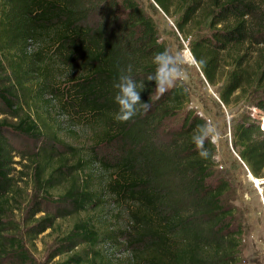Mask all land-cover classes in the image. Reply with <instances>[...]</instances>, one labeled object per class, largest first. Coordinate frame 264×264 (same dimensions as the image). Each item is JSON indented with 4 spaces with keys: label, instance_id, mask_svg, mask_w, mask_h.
<instances>
[{
    "label": "trees",
    "instance_id": "16d2710c",
    "mask_svg": "<svg viewBox=\"0 0 264 264\" xmlns=\"http://www.w3.org/2000/svg\"><path fill=\"white\" fill-rule=\"evenodd\" d=\"M153 1L189 39L205 81L222 84L221 104L237 105L246 95L240 109L248 108L232 120L231 145L254 177L264 176V131L251 116L253 109L264 111V84H259L264 80V0ZM165 49L153 18L137 0H0V264L21 251L4 218L15 209L9 205L18 195L10 170L17 151L9 134L52 140L33 111L35 101L28 100L30 85L37 99L51 95L48 102L53 98L70 118L94 128V147L115 149L113 164L105 165L107 160L91 149L69 173L63 172L67 157L57 147H42L41 160L35 154L34 177L43 194L33 199L27 232L37 236L73 217L58 238L55 255L70 253L62 264H95L96 249L117 239L112 228L103 231L88 215L104 206L107 193L133 206L131 245L140 247L133 253L136 264H245L235 185L218 170L215 145L206 144L211 155L202 160L190 142L196 126L207 120L189 107L183 81L154 98L155 82L146 80L154 71L152 57ZM128 65L137 85H145L140 96L149 108L118 123L113 84ZM64 77L61 87L58 80ZM26 107L30 113L20 115ZM94 163L113 173L102 188L88 178L82 183L77 174ZM58 188L62 207L50 211L47 198ZM102 264L119 263L106 259Z\"/></svg>",
    "mask_w": 264,
    "mask_h": 264
},
{
    "label": "rangeland",
    "instance_id": "374dc122",
    "mask_svg": "<svg viewBox=\"0 0 264 264\" xmlns=\"http://www.w3.org/2000/svg\"><path fill=\"white\" fill-rule=\"evenodd\" d=\"M137 1L153 18L158 28L160 40L166 43L170 51L189 50V39L185 40L184 36L176 29L172 17L167 16L153 0ZM256 58L254 55L250 67L255 66ZM65 80V77L58 80L61 87L66 84ZM182 81L190 94L189 107L194 108L207 122L216 125L221 133L219 142L215 144V161L218 170L235 185L233 203L238 208V215L243 227L242 253L244 263L264 264V181L258 186L253 181L254 178L257 180L264 176L251 179L248 169L233 151L231 145V128L234 125L232 120L238 118L242 109L248 108V105L245 104L240 109V105L246 102L247 97L243 95L242 100L237 105L224 107L217 94L222 84L210 86L200 73L197 64L187 69ZM259 84L263 85L264 80ZM27 97L31 102L35 101L34 107H32L33 111L44 120L46 127L43 128V132L52 140L49 141L47 138L38 137L28 132L19 133L20 135L9 134L10 142L17 151L16 155L12 157L14 163L11 164L10 170L18 189V195L15 199H11L9 205L15 209L6 213L4 218L5 224L9 226V236H14L13 239L21 251L14 254L10 259L4 260L2 264H62L70 253L55 255L59 242L58 238L69 230L74 221L73 217L58 220L59 224L55 229H48L37 236H32L27 232V228L33 220L30 212L34 207L32 206L33 199H41L40 194H43L39 191L40 184L34 177L35 163L33 159L39 154L38 152L42 147H49V145L57 147L67 157V167L63 172L69 173L75 169L74 167L82 164L78 161L86 158L91 149L92 153H98L107 160L105 165L113 164L115 159L112 153L115 152V149L105 148L106 144L94 147L93 144L96 140L94 128H90L84 120L70 118L71 115L56 107L53 98L52 101L48 102L47 100L51 98V95L47 94L43 99H37L30 85ZM29 105L32 106L31 103ZM25 112L30 113V109L24 108L20 115L24 116ZM253 113H255V120H259L257 115L262 112L253 109ZM8 120L12 123L18 122L16 118L9 117ZM38 159L41 160V155H38ZM105 165L94 163L84 171L81 170L80 173H77L79 180L83 183L86 178L91 179L93 186L102 188L109 176L113 175L107 170L110 168L105 167L107 168L105 169L103 167ZM58 192L59 188L47 198L46 207L51 209L50 211H53L54 207H57L56 209L62 207L61 202H58ZM103 199L105 200L104 206L97 211L88 212V215L94 218L103 231L112 228L117 239L113 242H106L96 249L98 250L97 253L92 255L95 264H102L106 259L111 260L112 263L136 264L137 258L133 253L140 250V247L131 245V242L134 241L130 237L132 232L130 210L133 206L117 203L115 197L108 193L103 196ZM40 215L42 213L36 214L34 218Z\"/></svg>",
    "mask_w": 264,
    "mask_h": 264
},
{
    "label": "clouds",
    "instance_id": "9594fccd",
    "mask_svg": "<svg viewBox=\"0 0 264 264\" xmlns=\"http://www.w3.org/2000/svg\"><path fill=\"white\" fill-rule=\"evenodd\" d=\"M198 63L195 55L190 51L176 50L157 52L152 57L154 71L146 77L148 81L155 82V97L163 95L169 89L175 87L178 81H182L187 73V69ZM199 63H203L199 61ZM132 65L120 70L118 80L113 84L117 90L114 96V102L117 105V112L114 114V120L118 123H125L137 115L141 109L147 111L148 103L141 101L140 92L145 88L141 83L139 86L132 78ZM221 133L217 126L211 122H205L196 126L193 131L190 142L194 145L198 158L206 160L211 153L206 144L219 142Z\"/></svg>",
    "mask_w": 264,
    "mask_h": 264
},
{
    "label": "built area",
    "instance_id": "2783aa9c",
    "mask_svg": "<svg viewBox=\"0 0 264 264\" xmlns=\"http://www.w3.org/2000/svg\"><path fill=\"white\" fill-rule=\"evenodd\" d=\"M255 110L256 109H254V111ZM261 112H264V111H261ZM251 116L254 117L255 116V113H251ZM257 117L259 119L258 121H259L260 128L264 131V122H263L264 114H263L262 117H259L258 115H257ZM263 181H264V177L261 178V179H257L256 180V185L258 186V184L262 183Z\"/></svg>",
    "mask_w": 264,
    "mask_h": 264
},
{
    "label": "water",
    "instance_id": "95a60500",
    "mask_svg": "<svg viewBox=\"0 0 264 264\" xmlns=\"http://www.w3.org/2000/svg\"><path fill=\"white\" fill-rule=\"evenodd\" d=\"M249 173V176H250V178L252 179L254 176L250 173V172H248ZM255 183H256V180H255V178H254V180H253Z\"/></svg>",
    "mask_w": 264,
    "mask_h": 264
},
{
    "label": "bare ground",
    "instance_id": "6f19581e",
    "mask_svg": "<svg viewBox=\"0 0 264 264\" xmlns=\"http://www.w3.org/2000/svg\"><path fill=\"white\" fill-rule=\"evenodd\" d=\"M188 51V50H187ZM263 122H264V118H263Z\"/></svg>",
    "mask_w": 264,
    "mask_h": 264
}]
</instances>
